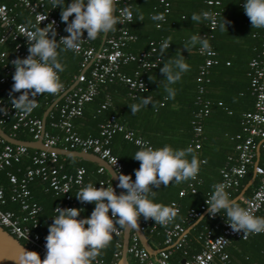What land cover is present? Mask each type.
<instances>
[{"label":"built area","instance_id":"1","mask_svg":"<svg viewBox=\"0 0 264 264\" xmlns=\"http://www.w3.org/2000/svg\"><path fill=\"white\" fill-rule=\"evenodd\" d=\"M67 1L72 2V0ZM132 1L118 0L115 14L121 16L125 8L131 13ZM159 4L162 6L161 14H166L168 2L159 0ZM204 4L209 8H215L220 5V0H204ZM15 9L23 10L32 24L39 25L43 17L47 16V20L41 22V27H46L47 24L55 20L57 41L66 35L61 30L59 17L55 15L56 8L53 9L51 0H12L10 6L0 4V108L6 107L9 110L8 115L0 112V129L6 127L10 133L21 129L30 137L31 142L40 141L45 149L33 150L29 164L20 168L18 164L21 158L25 157L27 150L30 149L21 145L8 144L0 138V173H4L8 185L7 191L0 185V228L24 248L38 253L43 259L46 255V240L42 239L37 232L39 228L37 217L40 207L31 201L28 186L37 180L44 186L45 192H51L61 198L62 203L52 209L54 215L57 214L55 212L56 207L84 209L85 203L82 204L78 201L76 195L81 188L88 184L97 188L101 185L104 187L113 186L109 178L85 182V170L82 167H76L71 173L64 172L63 159L65 157L59 156L51 150L54 148L90 153L104 161L114 175L115 172H121L124 175H130L134 181L135 175L124 171L118 159L110 153L108 145L116 133L122 134L124 140L138 147H141L145 141L135 137L131 131L119 124L114 115H109L107 119L97 125V134L94 137L77 135L72 122L81 116L84 105L92 101L107 84L114 82L122 84L126 89L127 97L130 99L145 93L148 90V85L141 72L155 68L160 58L155 55V47L152 44H149L147 50L136 54L123 51L127 43L135 40V37L127 31V24L130 20L125 19L123 23H118L115 26L116 30L106 35L102 46L96 50L91 46L90 40L86 39L87 33L85 32V40L81 42L79 49L70 51L80 58L79 71L72 77L71 88L68 89L70 86L66 90L62 88L58 94H51L53 97H58L64 93L45 117L49 120V130L47 131L41 119L33 115L37 108L25 115L19 111L15 112L10 103L9 93L14 83L12 76L15 72V67L11 61L17 57H27L29 54L28 43L24 34L26 29L32 30L28 24L16 20ZM206 12L212 13L217 22L216 11L209 10ZM206 21L208 31H213L216 23H213L211 19ZM5 45H9V52L3 49ZM196 53L204 59L196 76V82L200 84L197 88L198 97L196 98L199 108L194 113L191 122V144L194 150H199L200 143L204 139L201 122L209 112L208 101L200 98L203 93L201 84L206 81L208 69L218 64V59L211 48L210 50H203L199 46ZM130 63L135 64L132 74L126 75L121 72V67ZM225 65L228 66V63ZM247 67L249 70L248 86L253 98L252 110L246 111L240 116V133L233 137L236 141L234 145L235 156L227 158L219 168L218 183L226 186V191L230 197L232 193L236 192L240 180L250 168L256 185L249 197L243 199L241 207L258 216L264 214V37L259 52L247 63ZM19 94L15 93L14 95L18 96ZM39 101L40 96L37 97L38 105ZM217 106H221V103L218 102ZM108 107H110V99L108 95H105L99 110H106ZM7 136L13 138L11 135ZM104 172L101 167H97L95 171L100 176ZM200 184L201 179L198 176L195 180H190L187 184V192L194 194L196 187ZM113 188L115 189L114 186ZM213 191L212 186L197 208L188 209L178 221L174 220L167 226L155 224L152 220L144 221L141 218L139 231L142 234H150L160 228L163 235V247L158 249L152 258L141 247L137 236L131 232L128 236L125 252L127 264H211L214 261L225 263L228 259L225 248L230 240L245 241L252 235H264V233L249 234L247 238H244L242 233L232 232L223 211L215 217L209 216L206 200L210 199ZM185 192L181 189L177 196L181 198ZM7 204L15 205L16 212L6 209ZM169 206H175L179 215L178 205ZM203 217L210 222V225H203L198 231L196 238L199 241V249L195 253H189L186 227L194 221L198 222ZM121 236L122 230L120 229H118V233L113 234L115 251L112 253L109 264H118L120 260ZM175 252L180 253L178 263H173L170 260ZM95 264L103 263L101 260H97Z\"/></svg>","mask_w":264,"mask_h":264},{"label":"trees","instance_id":"2","mask_svg":"<svg viewBox=\"0 0 264 264\" xmlns=\"http://www.w3.org/2000/svg\"><path fill=\"white\" fill-rule=\"evenodd\" d=\"M165 1L168 2V10L166 14H163L165 17L163 21L151 18L153 15L162 13V6L159 4V0H133L131 2V20L127 24V31L135 37V40L127 43L123 51L136 54L147 50L149 44H152L155 47V55L160 58L155 68L147 72H141L148 85V90L143 94H138L134 99H130L127 97L126 89L122 84L117 82L107 84L92 101L84 105L81 116L73 120L72 123L76 134L80 137H94L97 134V125L107 119L109 115H114L119 124L131 131L135 137L147 142L154 149H160L164 146H170L174 150L187 149L188 147L193 149L191 144V122L194 113L199 108L196 98L198 97L197 88L200 86L196 82V76L198 68L202 65L204 59L196 53V49L201 45L198 43L195 46H191L190 37L197 34L205 36L211 49L216 54L218 64L208 69L206 81L201 84L203 93L200 98L209 103L208 115L201 122L204 139L200 143L199 150L193 149V154L197 156L199 161L203 162L200 164V170L197 175L201 179V184L196 187L194 194H189L186 190L190 180L180 184H170L167 188L162 185L160 189L155 190L154 202L166 206L178 205L179 215L175 218V221H178L188 209L197 208L205 194L213 186L211 183L215 181H217L215 184L218 183V170L228 155L235 156L234 145L236 141L233 137L240 133V116L242 113L252 110L253 103L248 86L249 70L247 63L256 57L259 52L264 31L252 28L243 8L245 0H220V5L215 8L207 7L204 4V0ZM11 3L12 0H0V4H5L6 6H10ZM70 3L65 0L64 6L66 7ZM209 10L217 12L216 27L213 31H208L206 20L202 22H192L191 20L193 13L201 14ZM15 11L16 20L28 24L30 19L26 13L21 9H15ZM55 15L59 17L62 32L66 36L69 35L64 31L66 24L61 22V8L59 6L56 7ZM141 16L143 17L142 21H140ZM223 17L231 21V23L227 26L228 30L222 32L218 24ZM72 19H74V16L70 17L69 21ZM109 34L110 32L107 35ZM169 38H171L172 44L161 55V45ZM100 39L101 36L96 40H90V44L95 50L99 47ZM185 45L189 46V52L184 48ZM3 49L9 52V45H5ZM179 52L190 65V71L182 74L179 82L170 85L175 92V98L165 99L168 95L165 91L167 82L164 81L165 77L160 73V68L163 67V63L169 61V58H179ZM59 58L65 66V71L59 73V76L63 84V90H66L73 82L72 77L79 71L80 58L70 51H61ZM225 63H228V66ZM134 69L135 64L130 63L122 66L121 72L131 75ZM234 74L247 76L243 87L238 84L233 86L235 81L233 80ZM105 95L109 96L110 107L106 110H99ZM147 96L153 98L155 107L150 104L147 108H142L133 115L128 106L139 104L141 99ZM56 98L57 96L53 97L47 93L40 95L39 106L33 112V115L41 119L44 111ZM218 102L221 103V106H217ZM215 119H220L225 125L231 124L232 132L234 133L227 138L229 141L227 140L228 144L226 143V145L228 146L224 145L219 150L211 149L209 137L205 134V131L208 130ZM48 123L49 120L45 118L44 128L47 131L49 130ZM2 131L7 135H11L15 140L30 141V137L21 129L10 133L6 127H2ZM108 148L110 153L118 159L124 171L135 175V170L140 167V162L133 159V157L140 150V147L124 140L122 134L116 133L112 136ZM32 153L33 150H27V155L21 158L18 167L23 168L28 165ZM187 158L191 160V155ZM76 167H82L85 170V182L109 178L106 172L101 176L97 175L95 173L97 166L94 164L71 158L63 159L64 172L71 173ZM12 169L14 170V167ZM251 176L252 173L249 168L240 180V185L236 192L231 194L230 199H234L239 194ZM0 185L7 191L8 185L4 178V173H0ZM255 185L256 180L254 179L243 196L236 201L240 206H242L243 199L249 197ZM28 189L31 201L40 207L37 217L39 223L37 232L42 239H45L48 235V226L53 222V217L57 215L52 213V209L61 204L62 200L51 192H45L44 186L37 180L30 183ZM181 189L186 192L183 197L179 198L177 193ZM85 205L78 219L90 217L95 208L94 204L85 203ZM5 208L16 212L15 205L7 204ZM257 217H264V214ZM194 223L195 221L189 225L193 226L186 234V238L190 242L188 246L189 253L198 251L199 241L196 238L197 233L203 225H210V222L205 217ZM143 235L151 247L156 249L163 247V235L160 228L153 233H144ZM263 246L264 235H252L245 241L232 239L225 248L228 257L227 262L218 263L214 261L211 264H264ZM114 251L112 239L110 245L102 251L97 260H101L103 264H109ZM179 257L180 253L175 252L170 260L173 263H178Z\"/></svg>","mask_w":264,"mask_h":264},{"label":"clouds","instance_id":"3","mask_svg":"<svg viewBox=\"0 0 264 264\" xmlns=\"http://www.w3.org/2000/svg\"><path fill=\"white\" fill-rule=\"evenodd\" d=\"M53 9L61 8V22L66 24L64 29L69 35L60 37L57 41L56 21L53 20L46 27L28 22L30 29L25 30L24 37L28 43L26 58L17 57L11 63L15 67L12 76L14 81L9 93L12 108L16 111L30 114L39 105L37 97L47 94H58L63 88L59 73L65 71V66L60 61V52L76 51L87 33V40H96L102 35L114 32L118 23L125 19L131 20V13L127 8L121 16H117L116 4L118 0H72L66 7L65 0H51ZM245 14L250 20L252 28L264 29V0H245L243 4ZM69 21L70 17H73ZM153 20L163 21V14L153 15ZM187 19V18H185ZM213 20L212 13H193L192 22ZM143 17H140V21ZM231 21L224 17L219 22L220 30L227 31ZM200 44L203 50H210L211 46L205 36L200 34L190 37V45ZM171 38L166 40L160 48L163 55L171 45ZM61 45L63 47L61 48ZM190 51L188 45L184 46ZM190 71V65L179 52V58H169L163 63L160 73L164 75L167 83L165 99H174L175 92L170 85L176 84L182 74ZM150 80L151 77H149ZM15 93H20L15 96ZM155 107L151 96L143 97L139 104L128 106L135 115L142 108L149 105ZM8 108H0V112L8 115ZM139 143V142H138ZM191 155V160L187 157ZM133 159L140 162V167L135 170V180L130 175L115 172L117 187L123 191L117 194L113 186L99 188L88 184L81 188L76 198L82 204H94L95 208L90 217L78 219L83 209L56 207V216L48 226V235L45 237L46 255L41 259L34 251L24 248L17 257L18 264H95L97 258L111 243L113 234L118 229H138L140 220H152L155 224L167 226L178 215L175 206H166L154 202L156 191L163 185L167 188L170 184H180L195 180L200 170L201 161L193 154V149H173L164 146L160 149L152 148L143 142ZM213 193L209 200L207 212L215 217L222 211L225 213L226 222L233 233L241 234L247 238L249 234L264 233V217H257L235 200L230 199L226 186L222 183L213 185ZM151 197V198H150ZM111 212V215H109ZM87 226V227H86Z\"/></svg>","mask_w":264,"mask_h":264},{"label":"water","instance_id":"4","mask_svg":"<svg viewBox=\"0 0 264 264\" xmlns=\"http://www.w3.org/2000/svg\"><path fill=\"white\" fill-rule=\"evenodd\" d=\"M106 38V35H102L100 39V44L99 47L102 46L104 40ZM72 86V85H71ZM71 86L68 88L70 89ZM66 92V91H65ZM64 95V93L60 94L44 111L41 121L44 124L45 117L47 113L52 109V107L61 99V97ZM0 138L4 140V142L11 144V145H21L26 147L27 149L30 150H45L42 143L40 141H35V142H22L15 140L9 136H7L1 129H0ZM53 150L57 155L65 157V158H73V159H79L83 160L86 162H89L91 164L96 165L97 167L103 168V170L106 172L108 175L110 181L112 182L113 186L115 187L117 194L122 192V189L117 187V180H115V175L110 169V167L102 160L98 159L96 156L90 154V153H85V152H76V151H67V150H62L59 148H54L51 149ZM253 175L251 176L250 180L243 186V188L240 190L239 194L233 199L235 201L239 200L246 189L251 185L252 180H253ZM134 233L141 245V247L150 255L153 253L152 248L148 244L146 238L144 235L139 231V229H127V230H122V236H121V255H120V260L118 264H127L126 262V246H127V240L128 236L130 233ZM24 249V247L17 242L15 239H13L10 235H8L3 229L0 228V264H18L17 262V257L19 253ZM182 263V262H181Z\"/></svg>","mask_w":264,"mask_h":264},{"label":"crops","instance_id":"5","mask_svg":"<svg viewBox=\"0 0 264 264\" xmlns=\"http://www.w3.org/2000/svg\"><path fill=\"white\" fill-rule=\"evenodd\" d=\"M262 30L264 31V29H262ZM246 77L247 76H243V75H240V74H238V75L234 74V77H233L234 79L232 78L233 80H235L234 83H233L234 84L233 86L238 84L240 87L241 86L243 87L245 81L247 80V79L245 80ZM214 122H213V124L211 123V126L208 128V130L205 131V134H206L207 137H209V145H210L211 149L212 150H219L220 147L226 145V143L228 144L229 140L227 138L229 136L233 135L234 133L232 132L233 128H232L231 124L230 125H225V124H223V121H221L220 119H215ZM226 146H228V145H226ZM230 157H233V156L228 155L227 158H230ZM227 158H226V160H227ZM71 159H73V158H71ZM76 160H79V159H76ZM74 163H76V162H74ZM216 182L217 181L211 183V185H214ZM195 223H197V222H195ZM192 226L193 225H191L188 228H186V232H188L192 228ZM187 245L188 246L190 245V242H189L188 239H187ZM151 248L153 250V253L150 254V256L153 258V256L155 255V252L158 249L153 248V247H151Z\"/></svg>","mask_w":264,"mask_h":264}]
</instances>
